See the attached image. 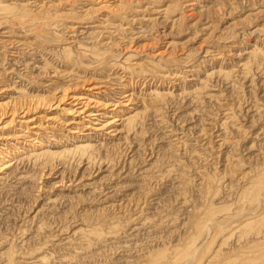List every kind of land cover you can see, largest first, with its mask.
Segmentation results:
<instances>
[{
	"label": "rangeland",
	"instance_id": "obj_1",
	"mask_svg": "<svg viewBox=\"0 0 264 264\" xmlns=\"http://www.w3.org/2000/svg\"><path fill=\"white\" fill-rule=\"evenodd\" d=\"M0 14V108L45 101L28 114L53 123L44 149L77 142L67 92L137 124L84 130V158L18 146L27 159L0 172V264H264V64L250 53L264 0H0Z\"/></svg>",
	"mask_w": 264,
	"mask_h": 264
},
{
	"label": "bare ground",
	"instance_id": "obj_2",
	"mask_svg": "<svg viewBox=\"0 0 264 264\" xmlns=\"http://www.w3.org/2000/svg\"><path fill=\"white\" fill-rule=\"evenodd\" d=\"M5 8L6 7H4V9ZM4 12H7V10ZM4 34H8V33L4 32ZM250 53H252V55L253 54L256 55L255 57H256L258 63L264 64V51L263 50L256 47V48H253V51H251ZM93 90L100 91V92L93 94L95 97L99 96L102 93V91H101L102 89L99 86H92L90 91H93ZM67 93L63 95V98L71 99L72 100L71 105L73 104V106L69 109H65V107H64L62 112L65 111L66 114H69V115L71 114L73 118H71V121L68 124L69 127L66 129L67 135L63 136V137H66V139H74L77 142H75L73 144L72 149L70 148V149L65 150L63 152H60V153L53 152L51 150H46L43 148L44 140L46 139V137L49 138L50 143H52L53 141L56 142L58 140V137H54L53 134H51V136L48 137V133H46V131H45L47 128L52 129L53 123L47 122V121H46L47 123H43L42 121H38L37 118L28 117V114L31 113L30 111L33 110L32 108L35 105H36L35 106L36 109L38 107L40 108V106L47 104V103H45V101L44 102L39 101L38 103L31 105L30 107H25V109L23 108L21 110H14L11 113L4 112V111H2V108H0V130L5 129L6 127H8L11 124H14L16 122L17 117H20V115H22V117H23L22 118L23 120L18 122L19 128L17 130L18 132L15 133V137H13V136L12 137H10V136L6 137V136L0 134V172H4V171L12 168L17 163L19 164V162H22L26 157L38 159V158H41V157L46 156V155H50V156L59 155V154L62 155V153L67 154L69 152L72 153V151L76 152L78 150L81 152L80 157L84 158L86 156L87 152H89L90 150L92 151V146L81 140L82 139L81 133L84 130L92 129V130L97 131V132H104V133H106V135L115 136V135H118L120 133L117 131V129H115L116 124L126 126L127 130L129 132L137 129L136 128L137 124H136V122L134 123V121H133L134 117L125 116V117L120 118L118 116L109 115L106 112L103 113L100 110H91L90 104L91 103L93 104L94 100H93V98H90V96L88 94L87 95H82V94L81 95H68ZM126 97H129V96H126ZM129 101H130V99L126 102V104L129 103ZM61 102L58 101L57 103H54L52 105L50 104V105L52 107L54 105H56L58 108L59 105H61ZM98 104H99V102L96 103L97 106H99ZM118 104L119 103H117L116 105L118 106ZM116 105H114V107ZM46 106H48V105H46ZM99 108H100V106H99ZM112 110H115V109H112ZM33 111H35V110H33ZM9 114H10V120L6 122L5 117ZM104 118H108V119L104 120ZM49 119H52V118H49ZM53 120H54V118H53ZM102 120H104V121H102ZM100 122H102V123H100ZM25 136L29 137V141L28 140L27 141L26 140L25 141L20 140L21 138H24ZM83 138H84V136H83ZM63 139L61 138V140H63ZM28 143H30V147H32V150L30 151L29 154H27L26 157H24V156H22V157L12 156L16 150H19L21 145H23V147H25V145H27ZM18 146H20V147H18ZM91 151H90V153H91ZM263 176L264 175H262L261 178ZM244 254L245 255H242L241 257H239L240 259L234 258L231 260L232 257L231 258L229 257L227 259H224L223 261L221 260L222 261L221 263L222 264H252V263L254 264V262H255L254 257H256V255H253L251 252L250 253L244 252ZM262 258H264V257H262Z\"/></svg>",
	"mask_w": 264,
	"mask_h": 264
}]
</instances>
